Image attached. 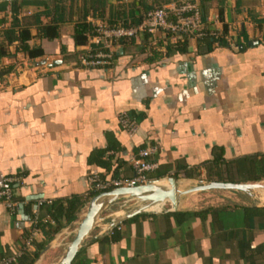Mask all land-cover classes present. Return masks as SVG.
Wrapping results in <instances>:
<instances>
[{
  "label": "crops",
  "instance_id": "1",
  "mask_svg": "<svg viewBox=\"0 0 264 264\" xmlns=\"http://www.w3.org/2000/svg\"><path fill=\"white\" fill-rule=\"evenodd\" d=\"M91 1H18V13L6 1L0 9V84L12 79L0 88V188L4 177L19 179L12 186L16 210L0 206V264L18 248L22 255L11 264L39 254L69 224L62 218L52 233L54 206L77 199V216L94 196H87L88 175L131 176L128 159L147 144L158 165L149 179L173 177L180 190L204 174L209 181H264V0H189L198 3L207 30L226 35L236 28L225 44L138 32L117 47L109 67L81 68L78 56L97 48L90 38L97 23L136 26L131 17L143 19L141 1L152 2L97 0L103 10H93ZM13 19L15 35L28 28L26 45L41 55L7 42ZM80 24L87 25L83 42L74 37ZM120 113L137 123L132 136L120 127ZM211 190L183 194L174 209L165 204L113 227L99 222L71 264H264V202L252 193ZM63 237L39 264L56 263L69 241Z\"/></svg>",
  "mask_w": 264,
  "mask_h": 264
},
{
  "label": "built area",
  "instance_id": "2",
  "mask_svg": "<svg viewBox=\"0 0 264 264\" xmlns=\"http://www.w3.org/2000/svg\"><path fill=\"white\" fill-rule=\"evenodd\" d=\"M236 29V28H235ZM234 28L228 30L227 34H222L221 31L205 28V22L202 19L198 3L195 1L181 0L172 2L168 5H154L149 9L140 23L136 26L115 25L108 26L103 22L97 23L93 28L91 41L97 45L92 51L82 53L78 56V66L81 68L109 67L114 58V53L117 47L130 38L134 37L138 32H145L151 36L156 33L167 34L174 43L181 40L183 37L202 38L209 36L212 39L219 41L224 40L230 42L231 35H235ZM11 77H14L11 74ZM10 75H8L9 77ZM5 78L0 84V88H6L10 85L11 78ZM118 123L123 131L129 136H132L137 131V123L133 118H130L126 113L118 115ZM156 152V148L147 144L143 149L139 150L135 155H131L128 159L132 169V175L129 177H113L102 179L97 174H90L87 177L88 191L87 196L110 191L115 188H129L145 184L149 179L148 173L153 172L158 168L155 161L150 160V156ZM16 176H7L2 179L3 186L0 188V206L8 211H15L17 202L13 198L12 186L18 182ZM43 202L38 201V205ZM31 230V235L37 234L38 230L35 227ZM32 238L25 241V246L31 244ZM23 248H18L17 252L1 261V264H11L18 260L22 255Z\"/></svg>",
  "mask_w": 264,
  "mask_h": 264
},
{
  "label": "water",
  "instance_id": "3",
  "mask_svg": "<svg viewBox=\"0 0 264 264\" xmlns=\"http://www.w3.org/2000/svg\"><path fill=\"white\" fill-rule=\"evenodd\" d=\"M12 0H0L6 2ZM241 49V46H239ZM166 180L169 186H162L161 181ZM178 180L165 176L157 179L148 180L143 185L134 187L115 188L110 191L98 193L92 196L84 205L82 211L69 222V224L60 229L54 237L40 251L38 257L33 264H39V261L44 252L53 247L55 241L64 234V239L69 238V241L62 243L63 249L59 259L54 264H71L75 254L79 251L82 243L87 238L89 232L99 222L107 220V226L113 227L138 213H152L163 210L165 204H169L171 209L176 206L178 198L190 192H202L211 189L235 190L251 195L252 190L264 189V184L261 182L252 183H235L225 181H200L198 185H192L184 190L178 189ZM105 200L102 206L98 203ZM96 206L97 209H96ZM112 206H118L117 212H113ZM109 211V214L101 216L104 212Z\"/></svg>",
  "mask_w": 264,
  "mask_h": 264
},
{
  "label": "trees",
  "instance_id": "4",
  "mask_svg": "<svg viewBox=\"0 0 264 264\" xmlns=\"http://www.w3.org/2000/svg\"><path fill=\"white\" fill-rule=\"evenodd\" d=\"M20 2V5H29V4H41V3H44V0H12V1H9V5H10V10L13 12V13H18L20 11V6H17V2ZM152 2L150 4H147L145 1H141V7L144 11V15L145 13L151 9L154 5H163L167 2H170L171 0H151ZM174 1V0H172ZM99 1L97 0H93L91 2H89V7L92 8L93 10H96L98 8H100L101 10H103L102 8L103 7H100V6H96L95 3H98ZM4 6V2H0V9H2ZM84 11H86V8L84 9ZM85 13V12H84ZM131 14V12H130ZM129 14V15H130ZM132 16V15H130ZM142 17H137V18H133L131 17V23L133 24H137L141 21ZM124 25H127L125 24L124 22ZM17 26V21L16 19H13L12 21V24L10 25V27H8L5 31H4V35H5V38L7 40L8 43H11L12 41L14 40H17L20 44V48L23 52L27 53L30 57H35V56H39L42 54V50L39 49V48H29L27 45H26V41L29 39V32H28V28L26 27H23V28H20L19 30V33L17 35H15V27ZM46 28L45 27H42L41 30H45ZM87 29V25L85 24H80L77 26V29L75 30V33H74V37H75V40L77 42H83L85 41V35L83 34V32H85ZM219 43L221 44H225V41L220 39L218 41ZM5 54V52H3L2 50H0V56ZM187 174H185L186 176ZM83 202H80L78 201L77 199H73V200H70L66 203V205H58V206H54V210L53 212L51 213L52 214V219L53 221L55 222L56 226L54 228V230L52 231V233H55L56 231H58L60 229V227L62 226L61 225V219L64 218L65 219V222L66 224L69 223L70 221H72L75 216H76V213L79 211V209L81 208ZM42 248V247H41ZM39 250V249H38ZM38 250L36 253L33 254V256L28 260L26 261L25 263L26 264H32L33 261L35 260V258L37 257L38 255Z\"/></svg>",
  "mask_w": 264,
  "mask_h": 264
},
{
  "label": "bare ground",
  "instance_id": "5",
  "mask_svg": "<svg viewBox=\"0 0 264 264\" xmlns=\"http://www.w3.org/2000/svg\"><path fill=\"white\" fill-rule=\"evenodd\" d=\"M161 185L162 186H169V183L166 181V180H163V181H161ZM264 184V183H263ZM259 191V193H258V198H259V200H261V201H263L264 202V189H263V191H262V189H257V192ZM104 201L105 200H102V201H100L99 203H98V206L100 207V206H102L103 205V203H104ZM98 206H96V209H97V207ZM62 264V263H61Z\"/></svg>",
  "mask_w": 264,
  "mask_h": 264
},
{
  "label": "rangeland",
  "instance_id": "6",
  "mask_svg": "<svg viewBox=\"0 0 264 264\" xmlns=\"http://www.w3.org/2000/svg\"><path fill=\"white\" fill-rule=\"evenodd\" d=\"M156 1H158V0H156ZM203 177H204V179H200V178H198V180L196 179V181L194 182L195 183V185H198L199 184V182L200 181H204V183H206V182H208L209 180H207V176L204 174V175H202ZM202 177V178H203ZM200 179V180H199ZM193 183V182H192ZM261 183H264V181H261ZM191 184V183H190ZM189 183L186 185V187L188 186V185H190ZM210 191H215V190H210ZM216 191H222V190H216ZM204 193V192H203ZM211 193H214V192H211ZM251 193H252V195L254 194L255 195V197L257 198V200H258V192H257V190H252L251 191ZM70 238V237H69ZM54 259V258H53ZM52 259V260H53Z\"/></svg>",
  "mask_w": 264,
  "mask_h": 264
}]
</instances>
